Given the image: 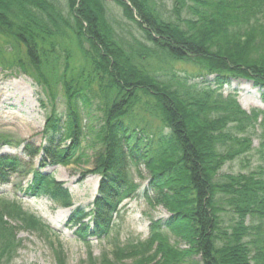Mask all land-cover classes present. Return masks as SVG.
<instances>
[{"label": "trees", "instance_id": "16d2710c", "mask_svg": "<svg viewBox=\"0 0 264 264\" xmlns=\"http://www.w3.org/2000/svg\"><path fill=\"white\" fill-rule=\"evenodd\" d=\"M110 1L150 46L116 32ZM158 8L157 0H0V34L26 47L27 60L18 64L51 99L57 97L53 85L66 99L63 112L46 116L43 142H24L23 152L39 160L24 192L71 205L68 189L44 168L78 160L82 110L96 98L105 122L91 172L100 183L94 200L72 211L75 235L83 243L92 234L107 236L127 199L163 206L168 216L151 223L149 239L115 243L99 259L89 252L86 264H264V164L221 172L255 149L249 127L260 115L264 125V110L249 113L234 94L215 95L242 78L264 103V54L251 52L257 37L264 47V0H173L169 13ZM66 40L82 52L83 66L63 48ZM156 62L171 70L157 71ZM176 65L196 71L182 75ZM209 77L212 83L204 85ZM261 138L256 151L264 158V133ZM19 166L16 154H0V179ZM139 166L149 173L141 191L130 178ZM5 215L18 224L3 221ZM88 217L93 227L84 222ZM0 220V264L12 261L22 245L17 230L53 231L15 201L2 205ZM166 230L188 247L163 237ZM54 255L66 264L61 244Z\"/></svg>", "mask_w": 264, "mask_h": 264}, {"label": "rangeland", "instance_id": "374dc122", "mask_svg": "<svg viewBox=\"0 0 264 264\" xmlns=\"http://www.w3.org/2000/svg\"><path fill=\"white\" fill-rule=\"evenodd\" d=\"M157 1L158 9L161 11L169 13L172 10L173 0ZM106 7L117 29L116 32L123 39L133 44H136L133 42L136 39L150 46V43L145 41L141 29L127 21L120 7L112 1L107 2ZM62 45L63 48L74 52V56L76 55L75 65L85 64L83 54L74 42L66 40ZM260 45H262L261 40L257 37L251 49L255 57H261L264 54V47ZM26 57L27 51L24 45L12 37L0 34V154H16L21 159V166L14 171H9L4 179H0V211L6 202H18L24 210L41 217L53 231L46 236L27 229L17 230L16 237L22 241V245L8 264H58L54 253L59 244L64 251L66 264H86L89 252L99 259L111 254L115 243L123 244L128 241L149 239L153 235L151 223L156 219L167 217L168 211L163 206L150 204L143 199L125 200L119 206L118 212L114 213L113 228L110 233L101 239L92 234L88 242L83 243L74 233L77 226L69 223L72 221V211L81 206L87 207L94 200L99 189L100 177L91 171L94 168L93 158L96 148L100 147L98 134L105 120L102 106L96 98L92 99V105L85 106L86 109L82 110L83 140L77 152L78 160L66 166L51 164L44 168V172L53 174L54 179L68 189L71 205L65 206L49 195L38 197L26 195L24 190L27 182L32 179L33 167L39 166V160L31 159L23 152L24 142L40 145L43 142L46 116L53 111L56 114L61 113L66 107V99L58 86H52L56 90L57 97L55 100L51 99L49 93L44 91L32 76L23 71L18 61H26ZM149 61L150 59H147L146 63L150 65ZM155 65L157 71L171 70L170 66L161 63L156 62ZM175 67L176 71L182 75L196 71V68L191 65ZM193 79L199 83L203 81V78L199 76L198 78L194 76ZM207 79L204 85L211 84L213 77ZM230 94H234L233 100L249 113L255 110L259 113L263 112L264 103L261 100L260 91L252 82L242 78H232L230 85L217 91L215 95H221L226 99ZM262 120L263 115H260L258 122L249 127V135L255 149L249 152L244 160L240 157L226 162L221 172L248 171L258 164H264V158L256 151L264 133V125H259ZM148 176L149 173L143 166L131 169L130 178L140 186L139 191L143 190L147 184ZM4 220L14 227L18 224L6 215L3 217ZM85 220L84 222H90L91 227L94 226L90 217ZM163 234V237L176 242L180 247H188L186 241L175 233L166 230ZM195 259L198 260L199 257Z\"/></svg>", "mask_w": 264, "mask_h": 264}]
</instances>
